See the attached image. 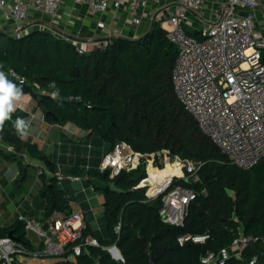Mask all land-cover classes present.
Returning <instances> with one entry per match:
<instances>
[{
	"label": "trees",
	"instance_id": "1",
	"mask_svg": "<svg viewBox=\"0 0 264 264\" xmlns=\"http://www.w3.org/2000/svg\"><path fill=\"white\" fill-rule=\"evenodd\" d=\"M176 54V45L160 26L135 38L111 37L101 48L84 53L77 51L73 41L43 28L19 37L0 31V71L13 69L26 78L23 92L32 94L46 120L75 123L106 140L108 150L123 141L141 152L168 148L181 157L203 161L200 182L190 185L194 189L205 187L206 193L189 204L181 227L162 221L158 214L160 197L142 201L143 189L135 186L145 175L143 167L122 171L113 178L107 171H89L88 182L104 194L106 237L92 234L98 245L86 246L65 264H94V258H98L97 264H198L207 251L230 245L239 227L248 240L241 258L231 255L225 264H248L254 257L255 264H264V159L242 169L228 162L202 132L173 91L171 70ZM24 115L16 108L12 120L5 122L0 141L12 151H0L17 161L19 179L25 178L26 167L31 164L21 159L23 152L53 174L54 163L43 150L35 141L21 139L13 127L12 121ZM17 147L19 152H15ZM44 170L39 176L46 215L54 210L71 213L68 200L55 185V176H48ZM111 182L125 192L111 190ZM226 188L232 190L230 195ZM10 230L29 243L23 238V222L0 226V235ZM205 232L209 238L204 243L177 242L181 234ZM86 233L83 229V236ZM111 244L122 259L113 258L104 248Z\"/></svg>",
	"mask_w": 264,
	"mask_h": 264
},
{
	"label": "built area",
	"instance_id": "2",
	"mask_svg": "<svg viewBox=\"0 0 264 264\" xmlns=\"http://www.w3.org/2000/svg\"><path fill=\"white\" fill-rule=\"evenodd\" d=\"M64 1L0 0V15L11 21L10 25L0 27V31L19 37L38 29L31 11L44 16L48 22H54ZM74 1L99 18L110 13L108 20L99 19L97 22L98 27L107 29L100 39L79 40L75 35H59L73 41L79 53L91 50L86 45L88 41L93 42L92 49H96L111 37H128L118 25L123 19L132 27L143 26L138 36L160 26L177 47L171 82L184 109L231 164L248 169L264 159V0ZM47 25L40 26L49 30ZM1 71L10 80L27 83L26 78L13 69ZM32 86L37 90L35 84ZM140 166H143L145 175L135 187L143 189L142 201L160 197L158 214L162 221L183 226L189 204L197 195L206 193L205 187L194 189L190 185L200 182L203 161L181 157L168 148L141 152L118 141L102 155L98 167L99 171H107L109 178H113L122 171ZM167 167L172 169L170 174L165 172ZM44 169L39 166V172ZM150 169L154 170L155 176H151ZM158 174L164 175L161 180ZM50 175L64 178L58 172ZM17 219L23 222L25 230L34 231L40 240L34 245L19 236L15 239L8 234L0 235V264H28L16 259L15 255L19 253L74 258L86 246L98 245L96 238L83 236L84 225L79 212L61 214L54 210L39 224L21 215ZM119 228L120 222L114 231L118 233ZM208 238L207 232L184 233L177 236V242L179 245L185 240L204 243ZM247 240L239 227L238 236L230 245L218 251H207L198 264H225L231 255L241 256ZM104 248L113 258L122 259L115 244ZM255 262L254 257L248 264Z\"/></svg>",
	"mask_w": 264,
	"mask_h": 264
},
{
	"label": "crops",
	"instance_id": "3",
	"mask_svg": "<svg viewBox=\"0 0 264 264\" xmlns=\"http://www.w3.org/2000/svg\"><path fill=\"white\" fill-rule=\"evenodd\" d=\"M31 13L35 21H37V18L45 19L44 16H41L35 11H31ZM109 18L110 13L104 15L103 18H99L89 13L84 6L77 5L74 0H65L60 4L57 10L54 23L67 29L66 31L71 35L79 36V38L81 37L84 40L88 38L97 40L102 38L107 30L98 27L97 22L99 19L108 20ZM10 24V20L0 15V27ZM118 25L122 27V30L128 37L138 36V34L142 32L143 27H132L129 22L124 19L119 21ZM92 43L91 41L86 42L88 48L92 49ZM16 108L25 112L23 118L30 123L29 134L26 139L35 141L37 146L43 150L46 156L54 163V172H58L64 176V178L61 179L55 178V185L68 200L69 211L81 213L82 223L84 225L83 229L87 230L86 236H96L97 234L101 237H106V225L103 215L104 196L99 198V194H97L96 190L100 188L90 185L88 182V172L99 170L98 166L100 159L108 150L109 143L97 134H89L87 130L79 127L75 123H56L46 120L44 113L37 106L35 99L32 96L30 97L28 92H24V97L17 103ZM0 150L11 152L12 147L0 141ZM20 150L21 149L17 147L15 152H19ZM1 151L0 153H2ZM21 159L30 162L31 164L29 165H37L38 169L39 166H44L41 162L37 163L31 160L26 152L22 153ZM14 161V170L16 172L14 180H16L19 173V166L17 161ZM44 171L50 176L46 168ZM67 176L76 178L70 179L67 178ZM38 178L40 181L37 184L35 193L39 195L40 201L34 206L31 200H28L29 193L26 192V194L23 195L25 198L23 210L17 215V217L21 215L26 219L32 218L37 224L41 223L49 216L45 213L46 199L41 195L43 180L39 176V172ZM46 181L49 183L47 177ZM94 200H96L97 205L93 203ZM17 207L18 206L13 207L15 211H17ZM61 214H64V212H61ZM0 226L6 225L0 223ZM14 235H16V233H14ZM65 260H73V257L70 256Z\"/></svg>",
	"mask_w": 264,
	"mask_h": 264
},
{
	"label": "rangeland",
	"instance_id": "4",
	"mask_svg": "<svg viewBox=\"0 0 264 264\" xmlns=\"http://www.w3.org/2000/svg\"><path fill=\"white\" fill-rule=\"evenodd\" d=\"M37 21L38 23L35 25L36 28H41L40 25L48 23L47 28L55 34L75 37L68 33L66 31L67 29L60 27L57 23L48 22L47 18H37ZM44 27L46 28V25H44ZM77 37L79 38V36ZM81 39L84 40L80 37L79 40ZM28 94L30 97L32 96L31 93L28 92ZM13 162L15 161L8 157L6 158L0 153V223H2V225L19 221L16 217L23 210V202L25 199L23 195L26 194V192L29 193L28 200H31V203L34 206L40 201L39 195L35 193L37 184L40 181L38 178V166L35 164L28 165L26 167L25 178L21 180L17 177V179L14 180L16 172L14 170L15 164ZM96 191L97 194H99V198L104 196L101 189H97ZM93 203L97 205L96 200H94ZM14 206H18L17 211L13 208ZM20 222L22 223V221ZM23 238H27V240L34 245L40 240L34 231L25 229ZM15 257L28 264H65V258L62 255L33 256L32 254L19 253L15 255Z\"/></svg>",
	"mask_w": 264,
	"mask_h": 264
},
{
	"label": "clouds",
	"instance_id": "5",
	"mask_svg": "<svg viewBox=\"0 0 264 264\" xmlns=\"http://www.w3.org/2000/svg\"><path fill=\"white\" fill-rule=\"evenodd\" d=\"M22 83V81L20 84L15 83L8 78L4 71H0V131L3 130L6 121L12 120V114L16 111L17 103L24 97ZM51 86L55 87L54 83ZM54 95H58V92ZM12 124L19 137L26 139L29 134L30 123L22 117H17L12 121Z\"/></svg>",
	"mask_w": 264,
	"mask_h": 264
},
{
	"label": "water",
	"instance_id": "6",
	"mask_svg": "<svg viewBox=\"0 0 264 264\" xmlns=\"http://www.w3.org/2000/svg\"><path fill=\"white\" fill-rule=\"evenodd\" d=\"M17 150H18V149H17ZM110 189L113 190V191L119 192V193H120V192H122V193L125 192L124 189H121V188L115 186L114 182H111V183H110ZM47 190L50 192L51 196L53 197L54 194H53V191H52V184H51V182H49V183L47 184ZM226 192H227L228 195H230V194L232 193V190L229 189V188H226ZM53 204H54V201H53ZM8 235L14 237L15 239H19L18 236H15V235L13 234V231H12V230H10V231L8 232ZM115 252H116V256H119V255H120L119 252H118L117 250H115ZM238 258H241V256H238ZM97 262H98V258H94V264H97ZM12 264H16V263L13 262Z\"/></svg>",
	"mask_w": 264,
	"mask_h": 264
},
{
	"label": "bare ground",
	"instance_id": "7",
	"mask_svg": "<svg viewBox=\"0 0 264 264\" xmlns=\"http://www.w3.org/2000/svg\"><path fill=\"white\" fill-rule=\"evenodd\" d=\"M171 171H172V169L171 168H169V167H167V169H166V171L165 172H167L168 174H170L171 173ZM150 174H151V176H155V172H154V170H152V169H150ZM159 176V178H160V180L163 178V176L164 175H162V174H158Z\"/></svg>",
	"mask_w": 264,
	"mask_h": 264
}]
</instances>
